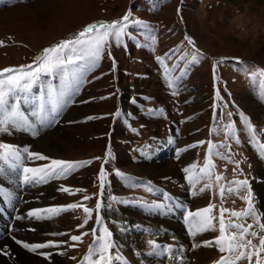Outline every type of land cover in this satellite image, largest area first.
<instances>
[{
  "label": "rangeland",
  "instance_id": "rangeland-1",
  "mask_svg": "<svg viewBox=\"0 0 264 264\" xmlns=\"http://www.w3.org/2000/svg\"><path fill=\"white\" fill-rule=\"evenodd\" d=\"M236 8L247 10L264 22V0H0V12L6 10L4 16L7 17V13L9 15L0 19V41L3 42V46H0V70L30 64L44 47L74 38L88 24L121 20L129 11L133 18L142 22L140 27L132 26L129 30L141 45H149L136 47L127 37L124 44L119 46L111 41L98 66L85 74L84 83L74 102L64 110L56 124L36 137L13 129H10L12 135L0 134V142L18 147L29 146L30 151L51 159L91 161L66 179L50 180L47 184L35 187L25 185L21 174L1 178L0 187L11 192L12 196L9 200L0 196V241L8 236L15 242L14 235L30 244L52 241L59 246L31 253L44 259L47 264H84L83 258L94 240L91 230L101 227L95 223V203L104 199L99 195V172L102 166L111 185L105 196L111 193L118 198L142 203L164 202L161 193H148L143 186L127 187L114 176V172L119 171L131 177L133 184L148 181L163 192L175 183L182 191L180 201L187 204L188 210L195 211L210 202L219 207L220 197L216 189L195 197L191 195L193 189L185 178L186 174L182 171L184 166L180 161L182 155L189 154L190 164L197 163L202 167L208 154V141L232 146L233 163L213 157L216 165L214 174H222L226 181L247 178L256 207L264 209V160L259 158L238 114L239 110L249 117L257 140L264 143V100L260 98V81L264 78L259 77L258 73L255 78L252 75L258 69H264V35L254 45L240 43L233 36L225 35L226 22ZM143 25L152 29L156 37L154 45L151 41H145L140 34L148 31ZM185 36L192 38L194 46L187 43ZM109 51L111 56L108 55ZM192 53L197 54L199 62L191 61ZM158 56L164 58L173 80L184 72L183 79L177 82L178 94L175 96L172 95L173 89L168 87L163 66L156 60ZM174 65L176 67L172 70ZM213 65L218 77L215 81ZM53 83L58 81L54 79ZM216 90L221 91L222 101L214 99ZM214 103L217 104L215 111L218 118L221 103L226 104L224 111L233 113L231 122L236 124V134L241 140L239 145L222 133L213 131L217 127L211 107ZM159 109H163L162 115L158 113ZM117 113H120L118 117ZM228 122L226 118L221 120V124ZM57 134L70 136L81 144L64 145ZM170 140L172 143H169ZM200 141L205 143L180 153L177 158V150ZM109 147L113 158L106 162ZM223 153L229 155V150L224 149ZM166 161L174 162L176 168L181 169L180 174H152L145 169L135 168L143 163L160 164ZM235 161H240L243 175L233 171ZM43 163L47 162H28V166ZM62 185L68 187L71 194L59 191ZM200 186L197 185V190ZM76 189L82 191L77 192ZM244 194L242 192L239 195ZM85 196L90 199L84 200ZM176 199L179 200L178 197ZM73 203L79 207L49 220L50 229L45 230L43 239L35 240L33 227L26 224L28 221H42L23 218L19 219V223L16 218L26 217L27 211L35 208ZM224 206L241 210L246 204L239 196L232 195L224 202ZM83 207L93 209V216L86 225H83L87 218ZM115 209L108 219L116 223L106 221L105 226L113 231L114 241L123 245L121 254L130 264H149L152 258L136 255L149 251V239L176 246L179 241V244L186 246L184 256L188 264H214L220 258L221 253L214 245L206 247L209 252L200 247H191L193 243L202 244L205 239L214 238L215 234L189 237L179 211L174 210V216L165 218L158 214L149 215L132 204H116ZM100 214L104 215L103 209ZM170 219L179 224L180 229L174 230L169 226ZM125 223L129 226L141 225V229L131 228L121 234L118 229ZM157 230H160L158 234ZM253 230L258 231V228L254 226ZM73 235H80L81 240L72 241ZM254 242L258 243V240ZM19 247L28 251L22 245ZM163 263L170 264V261L161 257L154 262Z\"/></svg>",
  "mask_w": 264,
  "mask_h": 264
},
{
  "label": "snow or ice",
  "instance_id": "snow-or-ice-1",
  "mask_svg": "<svg viewBox=\"0 0 264 264\" xmlns=\"http://www.w3.org/2000/svg\"><path fill=\"white\" fill-rule=\"evenodd\" d=\"M141 25L142 22L133 18L131 11L125 14L121 20L112 21L111 23H91L79 31L74 38L64 39L52 46L44 47L41 54L37 55L32 63L17 67H6L0 70V134L12 135L10 129H13L36 137L41 131L56 124L64 110L74 102L75 96L84 83L85 74L93 71L98 66L102 54L105 52L106 47H110L111 41L119 46L124 44L125 37H127V40L136 47L149 46L147 43L141 45L137 37L129 30L132 26L140 27ZM143 27L147 28L148 31L140 34L144 36L145 41H151V44L154 45L156 37L152 29L147 25H143ZM184 39L189 45L194 46L191 37L185 36ZM0 46H3L2 41H0ZM108 55L111 56L110 51ZM156 60L163 66L164 76L168 80V87L173 89L172 95H177L176 85L177 82L183 79L184 72H181V75L173 80L171 71L164 64V58L158 56ZM191 61L199 62L196 53H192ZM113 67L115 68V63ZM175 67L176 65L173 66L172 70ZM244 70L246 72L247 68ZM257 73L259 77L264 78V69H258L257 72H254L252 74L253 78L257 76ZM54 79L58 83H53ZM217 79L215 65H213V80ZM260 84V98L264 100V79H261ZM214 99L216 101L223 100L220 90H216ZM22 105L24 110H22ZM211 107L214 110L213 119L217 121V127L213 131L222 133L226 138L234 140L235 144L239 145L241 140L236 134V124L231 122L233 113L224 111L226 104L221 103L218 118L215 111L217 104L214 103ZM157 111L159 114H163V109ZM238 114L240 121L243 122L244 131L248 133L250 142L259 153V158L264 160V143H259L257 140L253 125L249 122V117L239 110ZM116 115L118 117L120 113ZM225 118L229 122L221 124V120ZM88 119H93V117ZM169 143H172V141L170 140ZM204 143V141H200L197 144L188 146V148L177 150V158H179L180 153ZM207 145L208 154L203 166L200 167L197 163H191L189 166H185L182 171L186 174L185 178L193 189L191 192L193 197L208 190H218L219 207L210 202L206 207L195 211L188 210L187 204L153 186L151 182L142 181L139 184H133L131 177H127L119 171H115L114 176L123 181L127 187L143 186L148 193H161L164 202L142 203L137 200L118 198L111 195V193L105 196L107 188L111 185L108 183L107 173L102 166L99 172V188L101 190L99 195L104 199L103 201L97 200L95 203V223L101 225V227L99 230L95 227L91 230L94 240L88 254L83 258L84 264H130V261L121 254L123 245L114 241L113 231L105 226L106 221L112 224L116 223V221L108 219L111 213L116 211V204H132L143 209L149 215L158 214L165 218L174 216V210L179 211L182 214V221L187 228L189 237L195 238L199 234L206 233L215 234L214 238L205 239L202 244L193 243L191 245L192 248L212 247L214 245L221 253L219 260L215 261L214 264H242V262L264 264V222H262L264 209L256 207L254 193L247 178L226 181L225 176L222 174H214L213 169L216 165L213 163V157L233 163L231 144H214L212 141H208ZM224 149L229 150V155L223 153ZM111 158L113 156L109 147L105 161L107 162ZM36 161L47 163L39 166H28V162L34 164ZM90 163L91 161L51 159L41 153L30 151L29 146L18 147L12 143L0 142V178L11 174H21L23 183L32 187L47 184L50 180L66 179L74 171ZM234 163L233 171L243 175L242 169H240V161ZM197 185H201L198 190ZM58 190L71 194V190L63 185ZM76 191L79 192L82 189H76ZM242 192L245 194L239 195ZM232 195L239 196L245 202L246 207L241 210L225 207L224 202ZM0 196L10 199L12 194L4 187H0ZM89 199L88 196L84 197V200ZM78 207L79 205L73 203L67 206L35 208L27 211L26 217L18 216L17 219L51 220L68 210H74ZM102 209L104 211L103 216L100 214ZM82 210L87 217L83 222V225H86L93 216V209L83 207ZM249 220L252 222L248 223ZM83 225H80V227H83ZM254 226L258 228V231L253 230ZM131 228L139 230L141 225L129 226L125 223L118 230L123 234ZM97 231H99L98 235ZM159 231L157 230V234ZM87 234L85 233V235ZM49 235L63 236L65 233H50ZM13 239L16 244L22 245L24 249L30 252L59 246L52 241L30 244L15 239V237ZM173 239L175 240L176 237L173 236ZM71 240L80 241L81 236L73 235ZM254 240H258V243H255ZM147 245L149 247L147 253H136V255H143L145 259L152 258L149 264H154L161 257L168 259L170 264H188L187 258L184 256L186 246L179 244V241H177L178 246H176L161 244L149 239ZM113 250H115V254H113ZM138 264H142V262H138Z\"/></svg>",
  "mask_w": 264,
  "mask_h": 264
},
{
  "label": "bare ground",
  "instance_id": "bare-ground-1",
  "mask_svg": "<svg viewBox=\"0 0 264 264\" xmlns=\"http://www.w3.org/2000/svg\"><path fill=\"white\" fill-rule=\"evenodd\" d=\"M12 10V9H11ZM4 12H6V10H4ZM4 12H0V19H5L7 18L9 15L7 13V17L4 16ZM8 20V19H7ZM56 133V132H55ZM59 135L58 137L60 138V140L62 139V142L66 144L71 145V143L74 144H79L80 142L77 139H74L70 136H66V135H61V134H57ZM42 140V139H41ZM47 140V139H46ZM37 140H35V143ZM45 141V140H44ZM47 142V141H46ZM45 142V143H46ZM34 143V144H35ZM41 143V141L39 142ZM43 143V142H42ZM81 144V143H80ZM43 145V144H42ZM41 145V146H42ZM53 145V144H52ZM40 146V147H41ZM49 146V145H47ZM39 147V148H40ZM63 147V146H62ZM45 148V147H44ZM47 148V147H46ZM42 149V148H40ZM59 149V148H58ZM43 150V149H42ZM51 150V149H50ZM63 150V149H62ZM82 150V149H81ZM54 151V149L52 150ZM66 151V150H65ZM190 155H182V157L180 158L181 160V164L185 167V166H189L190 165V159H189ZM183 167V168H184ZM135 168L137 169H145V171L150 172V173H154V174H165V173H169V172H175V173H179L180 174V168H176L174 162L172 161H166L164 163H143L142 165H137ZM142 170V171H143ZM1 179V178H0ZM12 182V181H11ZM184 182V181H183ZM10 185V184H9ZM182 185V184H181ZM8 186V185H7ZM180 186L176 185L175 183L171 186H169L166 190V192L171 195L172 197H174L176 199V197L179 198V200H181V196L180 194L182 193L181 189L179 188ZM11 188V187H10ZM18 195V194H17ZM19 198V197H18ZM21 198V197H20ZM19 198V199H20ZM1 199V198H0ZM5 199V198H4ZM9 200V199H8ZM7 201V200H6ZM19 202V201H18ZM17 203V202H16ZM14 204V203H13ZM32 204V203H31ZM2 205V204H1ZM16 206V205H15ZM13 207V206H12ZM8 208V207H7ZM6 208V209H7ZM3 209V208H2ZM1 209V210H2ZM2 211H5L4 209ZM1 211V212H2ZM3 213V212H2ZM10 217V216H9ZM12 217V216H11ZM17 218V217H16ZM13 219V218H12ZM4 220V219H3ZM11 221V220H10ZM19 222V219L17 220ZM20 223V222H19ZM26 224H28L29 226H32L34 229V236L33 238L36 239H43L42 237H44V232L46 229H50V221L48 220L45 222H35V221H28L26 222ZM168 224L169 226L171 225L172 228L174 230H178L180 229L179 224H176V222L173 219L168 220ZM20 225V224H19ZM23 226V225H22ZM175 226V227H173ZM2 227V226H1ZM0 227V229H1ZM172 230V229H171ZM3 231V230H2ZM9 231V230H8ZM12 233V232H11ZM15 237V235H14ZM15 239H19L18 237H15ZM0 264H47L45 262L44 259L35 256L33 253L28 252L26 250H23L19 247L18 244H16L12 239H10L8 236H5L3 238L2 241H0ZM38 243L41 241H37ZM200 248L206 250L205 252H209V249H207L204 246H201ZM199 249V247H198ZM166 264V263H163Z\"/></svg>",
  "mask_w": 264,
  "mask_h": 264
},
{
  "label": "clouds",
  "instance_id": "clouds-1",
  "mask_svg": "<svg viewBox=\"0 0 264 264\" xmlns=\"http://www.w3.org/2000/svg\"><path fill=\"white\" fill-rule=\"evenodd\" d=\"M224 34L233 36L240 43L254 45L264 35V22L247 10L236 8L226 22Z\"/></svg>",
  "mask_w": 264,
  "mask_h": 264
}]
</instances>
